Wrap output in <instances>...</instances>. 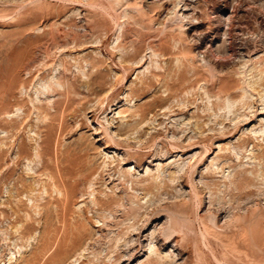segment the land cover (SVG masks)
I'll return each mask as SVG.
<instances>
[{
  "label": "rangeland",
  "instance_id": "1",
  "mask_svg": "<svg viewBox=\"0 0 264 264\" xmlns=\"http://www.w3.org/2000/svg\"><path fill=\"white\" fill-rule=\"evenodd\" d=\"M84 144L87 241L55 262ZM0 264H264V0H0Z\"/></svg>",
  "mask_w": 264,
  "mask_h": 264
},
{
  "label": "bare ground",
  "instance_id": "2",
  "mask_svg": "<svg viewBox=\"0 0 264 264\" xmlns=\"http://www.w3.org/2000/svg\"><path fill=\"white\" fill-rule=\"evenodd\" d=\"M189 4V3H188ZM186 10V9H185ZM180 45V44H179ZM232 51V50H231ZM171 53V52H170ZM233 55V54H232ZM30 61V60H28ZM31 63V62H29ZM33 64V63H32ZM29 65V64H27ZM31 65V64H30ZM25 67H23L24 69ZM28 68V66L26 67V69ZM31 68V67H30ZM29 68V69H30ZM29 69H28V72H29ZM33 69V68H32ZM178 70V69H177ZM25 72H27L26 70H24ZM31 71V69H30ZM34 71V70H33ZM27 72V73H28ZM169 72V71H168ZM168 72H167V76L168 77H172V76H169L168 75ZM179 75H180V71H178ZM170 74V73H169ZM177 74V75H178ZM181 76H182V73H181ZM25 77V76H24ZM66 77V76H65ZM167 77V78H168ZM35 78V77H34ZM167 78L164 77V79L167 80ZM181 78V77H180ZM33 79V78H32ZM169 80V79H168ZM167 80V82H169ZM173 80V79H172ZM174 81V80H173ZM172 81V82H173ZM165 82V80L163 81ZM62 82H60V85L62 86L63 83L61 84ZM170 83V82H169ZM13 84V83H12ZM46 84V82H45ZM47 84H48V81H47ZM167 86L166 88L170 91H172V87L171 85H169L168 83H166ZM171 84V83H170ZM33 85V83H32ZM47 86V85H46ZM49 87H52L51 85H48ZM65 86V84H64ZM165 86V85H164ZM174 86V85H172ZM23 87V86H22ZM21 87V89H22ZM28 88V87H27ZM39 89V88H38ZM51 89V88H50ZM47 90V89H46ZM58 90V89H57ZM62 90H64V88H62ZM26 91V90H25ZM40 91V90H39ZM66 91V90H65ZM64 91V92H65ZM20 92V91H18ZM36 92V91H35ZM37 93V92H36ZM40 92H38V95H39ZM27 94V93H26ZM171 94V93H170ZM22 95V94H21ZM15 95L12 94L11 97H14ZM28 96V94H27ZM171 96V95H170ZM10 97V96H9ZM29 97V96H28ZM46 97H47V94H46ZM49 97V96H48ZM3 98V97H2ZM7 98H8V95H7ZM10 99V98H8ZM32 99V98H31ZM11 100V99H10ZM30 100V99H29ZM46 100V99H45ZM45 100H42V101H45ZM48 102L51 100H49L47 98ZM33 101V100H32ZM36 101V100H35ZM52 101V100H51ZM60 100L58 101H53V102H50L49 104H47V106H49L48 108L46 107V105H43L41 103V101H39L41 103V105H39L38 107H36L38 109V111H40L41 113L43 112V114H45L44 112H48V110L50 109L53 114H52V117H54L56 114H62L66 109H67V102L64 101L63 104H61L59 102ZM31 102V101H30ZM47 102V101H45ZM47 102V103H48ZM32 103H35V102H32ZM39 103V104H40ZM44 103V102H43ZM140 105V104H139ZM136 107V106H135ZM140 108V106H138ZM142 108L145 109V107H143L142 105ZM141 108V109H142ZM71 109V108H70ZM143 109V110H144ZM134 109H132L133 111ZM142 110V111H143ZM146 110V109H145ZM70 111V110H69ZM75 111V110H74ZM122 111V110H121ZM121 111L119 112V114L121 113ZM138 109H136V111L134 110L133 113H132V116H138V113H141L140 112H137ZM67 112V111H65ZM131 112V110H130ZM6 114H8V112H5ZM146 113V112H145ZM11 114V113H10ZM48 114V113H47ZM73 114V113H72ZM142 114V113H141ZM144 114V113H143ZM130 115V114H129ZM41 116V115H40ZM140 116V114H139ZM142 116V115H141ZM145 116V115H144ZM19 117V116H18ZM134 117V118H135ZM28 118V117H27ZM45 118V117H44ZM64 118V117H63ZM132 118V117H130ZM144 119V118H143ZM62 121V120H61ZM139 121V123H141L140 121L141 120H137V122ZM144 121V120H143ZM135 122V124L137 123ZM47 123V122H46ZM60 123V121H59ZM49 125V124H48ZM128 126V125H127ZM126 127V126H125ZM131 127H135V126H131ZM128 127H126L127 129ZM124 131V134H127L128 131ZM235 129V128H234ZM121 129H119V132H120ZM132 132L133 130L130 129ZM123 131H121L122 133ZM120 133V134H121ZM228 134H230L228 132ZM84 141V140H83ZM41 143V142H40ZM83 143V142H81ZM80 143V144H81ZM85 143V142H84ZM83 145V144H82ZM80 145V146H82ZM85 145V144H84ZM118 145V144H117ZM79 146V145H78ZM89 146V145H88ZM43 147V146H42ZM55 147V146H54ZM76 147V146H75ZM74 147V148H75ZM91 147V146H89ZM89 147H87L85 145V147L82 146V148H78L79 150H74L73 148L70 149L69 147H66L62 150L59 149L58 153L55 155V163H56V169H57V174H58V180L60 181V186L59 185H56L57 189H58V194L61 195V199L59 200V210L57 211L56 215H55V218H56V225L54 224V227H49V226H45V229H46V232H44V237H43V248H46L47 250H54L53 252V259L55 262H57V260H59L60 258H62L63 256H66L65 254L68 253L69 251V248L71 249V247H78L81 246V243L84 241V238H85V225L84 222L85 220H82V219H79L78 217H75L73 219H70L69 216H70V208L68 207V189L71 188L72 186H74L76 183L78 184L79 181H88L90 180V178L92 176H94V174L96 175V171L94 170L95 167L92 160L94 161V158L93 156L91 157V155L93 154H89L91 151V149H89ZM117 147V146H116ZM175 147V146H174ZM46 148V147H44ZM175 149V148H174ZM96 147H95V150L96 151ZM172 150V149H171ZM90 151V152H89ZM93 151V150H92ZM49 153V152H48ZM174 153V152H173ZM46 154V153H45ZM53 156H54V153H53ZM54 159V157H53ZM158 167V166H157ZM175 167V166H174ZM159 168V167H158ZM130 169V168H129ZM125 170V169H124ZM127 172V171H125ZM122 173V172H121ZM164 174V171L163 173ZM155 176V175H154ZM165 175H160L158 174V176L156 177H152L151 179L153 180V182H156V180L159 178V177H164ZM96 177V176H95ZM120 178V177H119ZM164 179V178H163ZM169 180V179H168ZM174 180V179H173ZM158 181V180H157ZM162 181V180H161ZM170 182V181H168ZM75 183V184H74ZM74 184V185H73ZM123 184V183H122ZM125 184V183H124ZM152 184V183H151ZM154 184V183H153ZM125 189V188H124ZM117 190V189H116ZM116 196V195H115ZM108 199V198H107ZM104 200V199H103ZM103 200H99L97 199L96 201V204L97 206H99V209L103 206H105L106 204H109L111 200H107L104 201ZM95 204V205H96ZM57 206V205H56ZM55 206V207H56ZM57 208V207H56ZM102 210V209H100ZM56 211V210H55ZM81 214H79L80 216ZM82 216V215H81ZM48 222V220H46ZM45 221V223H46ZM55 222V221H54ZM49 223V222H48ZM53 223H51L52 225ZM44 230V229H43ZM87 232V230H86ZM86 239V238H85ZM87 241V239H86ZM85 241V242H86ZM83 244V243H82ZM85 244V243H84ZM83 246V245H82ZM150 248V247H149ZM154 249V248H153ZM48 252V251H47ZM76 252V250H75ZM157 255V254H156ZM53 261V262H54ZM52 262V263H53Z\"/></svg>",
  "mask_w": 264,
  "mask_h": 264
}]
</instances>
